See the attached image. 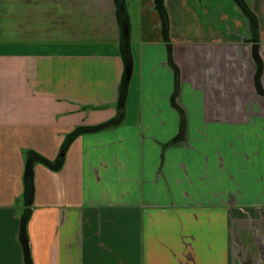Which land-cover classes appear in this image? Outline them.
Wrapping results in <instances>:
<instances>
[{
  "label": "crops",
  "instance_id": "crops-1",
  "mask_svg": "<svg viewBox=\"0 0 264 264\" xmlns=\"http://www.w3.org/2000/svg\"><path fill=\"white\" fill-rule=\"evenodd\" d=\"M0 264H264V0H0Z\"/></svg>",
  "mask_w": 264,
  "mask_h": 264
},
{
  "label": "water",
  "instance_id": "water-1",
  "mask_svg": "<svg viewBox=\"0 0 264 264\" xmlns=\"http://www.w3.org/2000/svg\"><path fill=\"white\" fill-rule=\"evenodd\" d=\"M120 30H121V57L124 63L125 78L129 79L131 75L132 59L130 53V42H129V24L124 11H122L120 19Z\"/></svg>",
  "mask_w": 264,
  "mask_h": 264
},
{
  "label": "rangeland",
  "instance_id": "rangeland-1",
  "mask_svg": "<svg viewBox=\"0 0 264 264\" xmlns=\"http://www.w3.org/2000/svg\"><path fill=\"white\" fill-rule=\"evenodd\" d=\"M136 1L137 0H126L129 8H132V9H135Z\"/></svg>",
  "mask_w": 264,
  "mask_h": 264
}]
</instances>
